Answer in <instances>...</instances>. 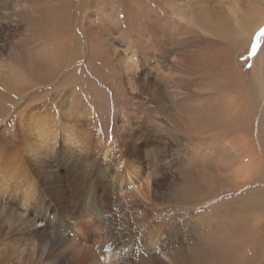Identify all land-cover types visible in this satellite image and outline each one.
I'll use <instances>...</instances> for the list:
<instances>
[{"label":"bare ground","instance_id":"1","mask_svg":"<svg viewBox=\"0 0 264 264\" xmlns=\"http://www.w3.org/2000/svg\"><path fill=\"white\" fill-rule=\"evenodd\" d=\"M156 1L176 2L175 15L165 16L149 0H0V116L9 111L6 118L13 117V108L24 106L8 130L6 119L0 125V264H191L193 240L200 264L238 263L247 254L244 233L260 226L261 198H242L240 208L252 216L239 221V229L226 227L219 214L208 225L206 212L187 211L181 221L152 216L156 201L178 199L171 182L176 155L151 123L135 128L130 116L122 122L118 149L104 145L87 118L88 106L75 95L78 82L87 84L86 78L74 82L78 69H71L83 38L91 57L115 73L134 102L165 111L169 105L171 128L198 140L192 176L197 187L188 175L180 178L181 200L256 182L250 176L259 165L246 159L237 138L255 135L264 152V37L253 81L245 82L236 60L264 24V10L249 3L241 16L233 3L221 21L206 11L201 20L182 5L185 0ZM128 14L139 51L157 58L154 77L148 70L139 74L132 47L114 52L108 44L106 25L119 29ZM55 78L62 79L60 89L71 86L63 101L59 97L44 109L18 104ZM262 233L254 234L255 243H264ZM206 249L216 257L202 255Z\"/></svg>","mask_w":264,"mask_h":264},{"label":"rangeland","instance_id":"2","mask_svg":"<svg viewBox=\"0 0 264 264\" xmlns=\"http://www.w3.org/2000/svg\"><path fill=\"white\" fill-rule=\"evenodd\" d=\"M182 2L184 3L182 4L183 6L189 7V9L191 10L190 11L191 14L195 13V14H192L193 18L197 19V16H198L200 17L201 20H202V17L204 18L205 11H206L207 14H210L211 16H214V18L218 19V21H221L224 17L227 16L226 13L224 12L227 10L228 8L227 6H230L233 3L239 5L241 16L244 15L243 12H245V10L248 9L247 7L248 6L251 7L252 5L250 4L252 3L255 4V2L256 4L259 5V7H261L259 9L264 10V0H250V2L249 0H185ZM175 3L176 2H157L156 0H149V4H151L152 7H154L155 9L158 8L167 17L169 16L173 17L175 15L173 13L174 8H175ZM196 6L198 7V9L200 8L199 11L201 14L199 13V11H197ZM242 8L245 10L243 11ZM123 20H124L123 26L119 29L114 30L106 25L107 28L105 27V33L107 34L109 46L111 47L113 45L112 49L114 52L115 51L125 52L124 49L128 50L130 47H132V50L136 52L134 56L135 58H137V62L139 64V69H138L139 74H140V71L144 73L145 71L148 70L149 71L148 73L150 74L149 77H154L157 74L156 72L159 71V69L156 70V67H155L157 66L156 65L157 58L156 57L154 58V55L151 56V54L149 56L143 55L141 51H139L138 42L136 40L137 35L135 34L133 30V26L130 24V14L125 15ZM78 23L80 24V26L79 24H77L78 29H79L78 30L79 34L80 33L83 34L82 30L80 29L81 20H79ZM121 31L124 32L123 33L125 35L124 38H122L121 34H119ZM263 37H264V24L252 34L248 42L249 44L244 47L245 50L244 49L241 50L243 51V52L240 51L241 53L238 52L237 60H236L237 68L240 74L242 75L243 79L247 83L253 81L255 77L254 59L256 57L258 44ZM17 38L19 37L17 36ZM81 40H82L81 44L83 46L81 49V53L79 55V59L74 65H72L71 69L73 70L78 69V72L76 71L77 74L75 73V75L78 78L75 77L74 82L77 80L79 81L80 78H86L85 80H87V84L82 85L81 81L78 82L75 95L81 98V101L84 102L86 106H88L89 110L87 112V118L93 122L94 128L97 129L98 133H100L102 143L104 145L113 143L115 148L118 149L119 143H121V141L123 142V138L125 137L126 129L123 126L122 122H126V124H128V120L131 117L129 121H133L134 124H136L135 128L143 126V125L150 126V123H151L150 130H153L152 132L157 135L159 140L162 142V145L166 147L168 146L170 147V150L172 151L171 154L176 155V158L178 160V161L176 160L178 163L177 165L178 167L174 171L177 176L172 178L171 182L174 184V194H177L178 199L174 201V200H168L167 198H163L161 200L156 201L151 207V210H152L151 215L153 216V214H156L157 212H159V216L164 215L168 217L169 215L171 217H177V219L181 221L187 211L191 212L194 215L196 214L199 215L201 212H206L203 215L206 216V218L208 219L207 224L209 225L210 220L211 219L215 220L216 219L215 217H217V214H219L220 222H222V224L224 223L226 227L227 226L231 227V229L240 227L241 225H238V224H239V221L241 220L248 221L247 219H249L252 215L248 213L247 214L244 213L242 209L240 208V204L243 203L242 198L248 197L250 195V197L247 198L245 203H248L249 201H253V199L255 198L256 199L261 198V201L258 202L260 204L261 202H264V193H263L264 192V175H263L264 171H262V169H264V158H263L264 152L261 150V144L259 143L258 137L254 135V136H251V138H247V136H244V137L240 136L237 138L238 146L243 147V150L247 153L246 159H248L249 161L253 160V162L256 163L257 167L259 165V169L256 170V168H254L252 170V172L256 173V175L254 174L250 176L252 181H256L255 183L251 185L243 186V187L241 186V184H238L239 189H236L237 188L236 186L232 187V186L224 185V188L223 187H222L223 189L220 188V190H218L217 193L214 191H209V192L205 191L203 194L196 192L197 196L193 197L194 199L191 198L189 202H185L181 200L180 196L182 194V191H180V187L178 186L180 178H185V174L188 175L190 177L188 179L189 180L191 179V181H193L192 182V184H194L193 186H195V188L197 187V184H195L197 182L194 179L195 174H196L195 166H194V159L197 157V151L195 147L198 145V140L194 137H187V136L184 137V135L178 132L176 129L171 128L170 118L167 117L168 111L171 110V108H169V105H167L168 110L165 111V110L156 108L155 105L154 107L153 105L142 107V106H139L137 102H134L132 98L129 95H127V93L124 92L119 87L118 81L116 80L115 73L111 71V69L109 70L108 68H106L104 65L101 66V64L98 61L93 59L90 55L89 47L87 46L88 44L86 40L83 38H81ZM123 40L124 42L122 43L121 41ZM170 52L172 55L171 57L172 58L175 57L176 52L175 51L174 53L173 51H170ZM64 72H65V69L63 73ZM57 75L59 76V74ZM64 75L66 76L68 74H64ZM61 80H62L61 78H59L58 80L55 78V80H53V84H51L50 81L48 82L44 81L43 84L40 85V88H38L37 90L36 89L29 90L28 92H30V94L22 98L21 102H19L18 104L21 103L22 105H25V107L28 105V108L32 107V108L44 109V108L51 107L52 101H54L55 99L59 97L62 98V101H63L67 95L66 93L71 92L70 91L71 86L70 85L68 86V83L66 82L63 84L62 89H60ZM97 89H98V92H97ZM92 90L96 91L98 94L96 92H93ZM98 97L100 100L98 99ZM23 107L24 106H19V107L16 106L15 108H13L15 114L13 115V117L10 116L9 118H6L5 116L9 112V111H6V113L0 116V123H1L0 125H2L4 123L3 122L4 119H6L8 121V123L6 124L7 130H8L9 125L15 124V119L18 117V112L21 111ZM6 110H9V109H6ZM158 111H161V112H158ZM118 112H120L121 114ZM127 116H130L129 119H127ZM155 119H159L160 121L157 122ZM158 131L160 132L158 133ZM160 136L161 137L163 136V137L161 138ZM167 136L169 137V141H168ZM225 141H227L226 138L223 139V144L225 143ZM253 147L255 151L253 150L254 153H251L250 149H253ZM260 151H261L260 153L261 155L259 154ZM256 153L257 155L259 154L260 156L259 155L256 156ZM259 172L262 173V179L259 180L261 183L258 182L257 180L259 178ZM192 192H195V191H192ZM256 219L257 220L259 219L260 226L257 227L255 231L253 230L255 233H248V234L244 233L246 235H244L243 240L248 242L247 254L244 256V258L240 262L233 263V264H264V243L262 242V240H261L262 244L255 243V239L253 238V237L256 238L254 234L263 232L262 234H263V240H264V226H261V222H264V215ZM252 223L254 227L258 225V222L256 221H253ZM191 246H192V251L188 255V257L191 259L190 263L200 264L198 261H195V255L199 251H197L195 248L194 240L192 241ZM210 252L212 253V255ZM214 253L216 254L214 250L212 252L211 249H206V252H204L202 255L205 254L204 256L211 258L212 256L215 255ZM219 253H222V251H219ZM214 257H216V255ZM161 258L163 259V261H166L167 263H169L166 257L161 256ZM177 261L171 264H180V263H176Z\"/></svg>","mask_w":264,"mask_h":264}]
</instances>
